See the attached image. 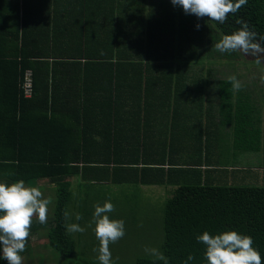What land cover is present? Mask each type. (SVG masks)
I'll return each instance as SVG.
<instances>
[{
  "label": "trees",
  "instance_id": "1",
  "mask_svg": "<svg viewBox=\"0 0 264 264\" xmlns=\"http://www.w3.org/2000/svg\"><path fill=\"white\" fill-rule=\"evenodd\" d=\"M102 1L97 3L102 5L109 0ZM114 1L111 0L112 5ZM155 2L146 11H134L135 15L127 21H118V25L124 24L125 30L118 26L116 34L107 31L97 36H83V29L76 30L75 17L66 22L65 7L55 4L53 8L54 0H0V182L11 185L23 180L26 185L34 186L38 180L46 179L55 185L53 221L32 223L31 235L49 226L48 245L70 261L76 244L66 230L63 213L77 189L109 182L175 188L170 198L162 199L161 252L169 264H184L189 255L195 259L188 264H207L206 246L196 239L206 231L213 236L226 231L250 236L264 264V187L225 185L221 170L211 165L209 147L211 140L220 139L221 130L228 129L226 135L232 148L253 153L252 158H259L264 167V125L261 126L260 111L250 92L232 91L230 76L214 79L211 69L214 64L227 62L230 67L234 63L235 53L221 54L213 45L241 27L237 20L246 22L257 33V39L264 36V0H248L237 13L229 14L224 24L185 14L182 7L173 4L166 11L168 6L164 0ZM56 3L59 2L56 0ZM57 22L66 29H63L64 37L51 29ZM90 40H95L93 46ZM88 47L93 48L87 51ZM50 60L53 65L82 60L85 65L95 64L103 87L95 92L91 88L75 92V96L80 94L75 105L61 102L63 97L52 89L49 92ZM27 69L33 74L30 98H24L20 89ZM51 76L55 80L54 71ZM188 78L191 86L185 81ZM188 91L198 95L199 107L201 100L208 107L202 108L206 111L202 115L205 116L203 124L190 131L182 127L180 134L174 129L181 144L162 142L151 148L145 145L150 138L135 131L134 137L120 138L130 147H125L126 151L117 157L116 149L100 150L96 139L92 138L90 144L83 129L77 133L69 124L72 110L98 107L96 99L109 94L113 99L110 104L119 106L120 99H128L132 105L128 103L127 107L133 111L143 100L145 110L139 109L146 113V106H159L167 110V121L171 119L173 123L178 114L179 97ZM133 125L137 127L138 121L134 120ZM92 149L95 154L98 152L95 158H91ZM194 154L197 164L191 162ZM85 169L95 170L96 181L90 183L85 179ZM74 176L80 180L75 182L73 192L68 179ZM184 179H187L186 185L181 182ZM29 244L28 239L26 251ZM123 262L116 264H164L147 257ZM0 264L8 262L0 259ZM74 264L100 262L77 259Z\"/></svg>",
  "mask_w": 264,
  "mask_h": 264
},
{
  "label": "rangeland",
  "instance_id": "2",
  "mask_svg": "<svg viewBox=\"0 0 264 264\" xmlns=\"http://www.w3.org/2000/svg\"><path fill=\"white\" fill-rule=\"evenodd\" d=\"M164 1L166 6L169 7H165L166 11L167 9L171 10V0ZM234 53L235 58L233 59L234 63L232 66L229 67V65L225 64L227 62L212 65L211 69L214 79H224L227 75L236 76L243 85L241 89L250 92L255 107L260 111L261 126H263L264 82L262 80H264V61L257 64L255 62L256 57L254 56L243 55L239 52ZM196 70H194L195 73ZM170 128L169 131L173 133V128ZM227 131L229 132L228 129L221 130L219 140H211L209 146L211 148V165L221 170V176H225L226 179L225 185L235 187H264V167L260 159L254 160L251 158L254 156L253 153L234 150L231 141H229L228 134L226 135ZM167 143H172V140L168 139ZM194 156L191 162L197 164L195 162L197 157L195 154ZM69 180L74 192L75 188L73 187L76 179L75 177H70ZM181 182L184 183L183 185H186L187 179ZM34 186L42 191L44 198L51 197L52 199L47 213V222L51 223L54 217L55 185L46 179H41ZM154 188L147 189L146 191L149 193H145V189L142 187L95 183L83 186L80 191L77 189L76 194H73L74 196L71 197L70 204L67 207V212L71 216V219L67 223H78L86 231L83 233H71L76 244L72 261L58 255L50 248L46 239V233L49 229V226H47V229L46 227H41L30 236L28 249L22 255L23 264H74V260L77 259H94L99 261L98 251H93V249H98L100 246V242L95 235L93 214L95 206L97 204L103 206L105 202H111L115 206V210L108 213L110 219L125 221V236L109 246L112 259L118 263H125L123 261L134 262L139 257L153 258L145 252V248L162 250L164 211L162 199L166 200L170 198L175 189L174 187ZM78 214L82 216V219L79 221L75 219ZM36 222H39L38 218L33 219V223Z\"/></svg>",
  "mask_w": 264,
  "mask_h": 264
},
{
  "label": "crops",
  "instance_id": "3",
  "mask_svg": "<svg viewBox=\"0 0 264 264\" xmlns=\"http://www.w3.org/2000/svg\"><path fill=\"white\" fill-rule=\"evenodd\" d=\"M57 1L59 3H56V0H54L53 8L55 4H61L62 7H65V10L67 9V23H69L70 17H75L76 30L83 29V36H97L100 35L101 32L107 31L108 33L116 34L118 26L120 29H124V24L120 23V25H118V21H127L128 17L135 15L133 14L134 11L148 10L149 7H151V4H156L155 1L157 0H115L113 5L111 4V0L102 5L97 3L100 1L103 2L102 0ZM82 24L84 27L80 26ZM51 29L57 36L64 37L63 29H66L63 24L61 25V23L57 22L56 27L54 28L51 26ZM93 43L95 44V40H90L91 46H93ZM92 48L93 47H88L87 51H90ZM84 61L85 60L77 61L75 64L61 63L58 65H53L51 60L48 61L49 78L51 80L49 92H51L52 89V92L63 97L60 100L61 102L70 105L73 103L72 105H75L80 98V94H77V96L74 95L75 92H78L79 90L81 91V89H83V91H86L87 89L90 90V88L95 92L100 91V88L103 87L102 83H99L97 77V70H99V68L95 67V64L85 65ZM85 68L86 70H84ZM53 71L55 80L51 79ZM190 80L191 78L185 80L186 82H189L188 86H191ZM52 85H55V87ZM109 95H107L106 98L101 96L96 99L98 107H90L87 111L72 110V113L70 112L71 118L69 124L76 128L77 133H80V129H83L87 134L86 140L89 143L91 142L90 144H92L93 139H96L100 144V146L98 145L100 150H108L109 148L116 149L115 151L117 152L115 154L117 157L122 156V151H126L125 147H130L126 140L120 138L129 136L134 137L133 134L135 131L142 133V135H147V137L150 138V141L146 142L145 145L152 148L158 143L167 142L170 138L172 142L174 141L176 144H181V139H178L179 135H177V137L175 136L177 132L174 133V129L180 134L182 127L183 129L190 131L197 127L199 123L203 124L205 122V116L203 117L202 115L205 114L206 111L202 110V108L206 109L208 107L207 103H203V100H201L202 104L201 107H199L198 101H196L198 95L191 93L190 91L179 97L178 107L176 108V113H178V115L173 123L171 119L169 122L167 121L166 117L169 116L166 115L167 110L164 111L161 107L159 108V106L157 108L152 105L146 106L148 110L146 113L139 109L140 107L145 110L144 103L146 101L143 100L135 105V110L133 111L132 107H127L128 103L129 105H132L130 100L120 99L118 101L119 106H117L115 104H110L113 99L109 98ZM85 99L88 101V98ZM134 120H137L139 123L137 127L133 125ZM171 124L173 126V133H168ZM113 135L116 136L112 137ZM203 135H205V133ZM107 137H109V139ZM93 146L94 144L89 147ZM97 153L98 152H96V154ZM96 154L92 149L91 158H95ZM123 154L126 153L124 152ZM79 167L82 168L83 166L79 164ZM202 168H204V166H202ZM93 169L90 171L85 169V171H87L85 179L89 180L90 183L92 180L96 181L94 180L96 172ZM190 174L191 173H189V175ZM74 177L76 181L80 180L79 176ZM105 183L111 184L109 182ZM140 187L145 189V193H149L146 191L147 189L159 186L151 185Z\"/></svg>",
  "mask_w": 264,
  "mask_h": 264
},
{
  "label": "clouds",
  "instance_id": "4",
  "mask_svg": "<svg viewBox=\"0 0 264 264\" xmlns=\"http://www.w3.org/2000/svg\"><path fill=\"white\" fill-rule=\"evenodd\" d=\"M173 6L183 8L185 14L195 15L197 18L208 17L212 21L224 24L229 14L237 13L248 0H171ZM241 27L233 34L224 35L213 45L215 51L224 53L239 52L243 55L256 57L257 64L264 61V36L257 39V33L249 29L243 20H237ZM199 29L200 25H196ZM232 91H239L243 85L236 76H230ZM264 82V80H262ZM52 203L51 197L44 198L42 191L35 186H26L20 180L11 185L0 182V244L2 257L8 264H23L21 253L26 251V244L31 235L34 218L39 223H47L48 206ZM115 210L111 202L103 206L97 204L94 211L95 235L100 242L98 260L100 264H116L112 259L110 244L122 239L125 234V221L110 219L108 213ZM65 221L71 219L70 214L63 213ZM77 221L82 219L76 215ZM68 233H83L86 231L78 223H66ZM197 241L206 246L205 260L207 264H262L261 255L253 247L250 236L241 235L236 231H226L218 235H210L207 231L196 237ZM145 252L155 260L169 264L168 258L157 248H145ZM189 255L184 264L194 260Z\"/></svg>",
  "mask_w": 264,
  "mask_h": 264
},
{
  "label": "built area",
  "instance_id": "5",
  "mask_svg": "<svg viewBox=\"0 0 264 264\" xmlns=\"http://www.w3.org/2000/svg\"><path fill=\"white\" fill-rule=\"evenodd\" d=\"M33 74L31 70H26L23 76V81L20 85L24 98H30L33 95Z\"/></svg>",
  "mask_w": 264,
  "mask_h": 264
}]
</instances>
